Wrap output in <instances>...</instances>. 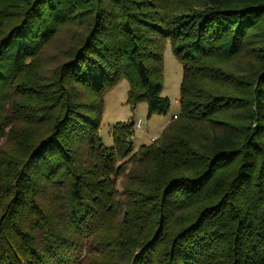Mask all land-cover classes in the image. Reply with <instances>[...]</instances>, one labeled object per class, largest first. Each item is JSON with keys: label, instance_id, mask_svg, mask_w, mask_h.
Returning a JSON list of instances; mask_svg holds the SVG:
<instances>
[{"label": "trees", "instance_id": "obj_1", "mask_svg": "<svg viewBox=\"0 0 264 264\" xmlns=\"http://www.w3.org/2000/svg\"><path fill=\"white\" fill-rule=\"evenodd\" d=\"M196 1L0 0V264H264V0ZM166 42L179 113L106 148L121 80L168 111Z\"/></svg>", "mask_w": 264, "mask_h": 264}, {"label": "rangeland", "instance_id": "obj_2", "mask_svg": "<svg viewBox=\"0 0 264 264\" xmlns=\"http://www.w3.org/2000/svg\"><path fill=\"white\" fill-rule=\"evenodd\" d=\"M196 2L198 3V0ZM72 31V29L67 28V30L58 36V41L56 42H58L59 47L61 43H63L65 47L72 43L69 40L73 37ZM55 49V44H52V46L47 49L48 52H46L47 54H53ZM181 80L182 66L175 59L170 44L166 42L163 50V85L161 96L167 98L169 101L168 111L164 115H151L148 117L147 105L144 102L139 103L134 109H132L126 103L128 83L125 80H121L119 84L112 90L108 91L103 98V112L98 130V135L101 138L103 145L106 148L112 147L111 130L112 127L118 123L133 124L134 133L130 141L134 151L141 146L150 144L152 140L159 136L164 126L171 120L172 116L179 113L180 108L178 98ZM137 121L141 122L139 129L135 127ZM0 146L1 148L7 149L6 147L8 145L5 146V141L3 139L0 141ZM112 225L113 223H110L109 221L105 226V230L106 228L113 229ZM93 253L89 264H96L97 261L101 259L104 260L101 256L99 258V253H97L96 249Z\"/></svg>", "mask_w": 264, "mask_h": 264}, {"label": "built area", "instance_id": "obj_3", "mask_svg": "<svg viewBox=\"0 0 264 264\" xmlns=\"http://www.w3.org/2000/svg\"><path fill=\"white\" fill-rule=\"evenodd\" d=\"M172 118L175 119V116H173ZM140 126H141V122H140V121H137V122L135 123V127H136L137 129H139Z\"/></svg>", "mask_w": 264, "mask_h": 264}, {"label": "crops", "instance_id": "obj_4", "mask_svg": "<svg viewBox=\"0 0 264 264\" xmlns=\"http://www.w3.org/2000/svg\"><path fill=\"white\" fill-rule=\"evenodd\" d=\"M173 117V116H172Z\"/></svg>", "mask_w": 264, "mask_h": 264}]
</instances>
